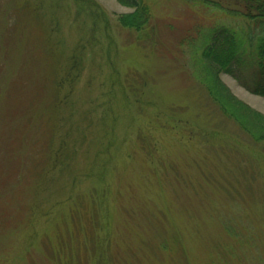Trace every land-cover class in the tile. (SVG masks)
<instances>
[{
	"label": "rangeland",
	"instance_id": "374dc122",
	"mask_svg": "<svg viewBox=\"0 0 264 264\" xmlns=\"http://www.w3.org/2000/svg\"><path fill=\"white\" fill-rule=\"evenodd\" d=\"M149 1L153 28L136 32L116 0H0V264H73L50 242L82 232L65 218L82 202L99 264H264V143L220 112L201 52L213 26L246 23ZM216 79L264 114V97Z\"/></svg>",
	"mask_w": 264,
	"mask_h": 264
},
{
	"label": "trees",
	"instance_id": "16d2710c",
	"mask_svg": "<svg viewBox=\"0 0 264 264\" xmlns=\"http://www.w3.org/2000/svg\"><path fill=\"white\" fill-rule=\"evenodd\" d=\"M116 1L132 9V11L121 13L118 16L117 21L122 27L136 32H142L145 29L150 30L153 28V14L149 0ZM185 1L190 2L192 5L198 4L202 7L209 6L208 8L224 12L231 17H240L243 19L242 22L246 23L244 24L246 28H240V30L222 25L213 26L208 34L205 35L206 41L201 45L202 61L206 64L204 67L206 71L213 77L210 84L208 82V92L214 103L220 107V112L230 115L240 128L254 141L264 143V114L242 104L230 93L226 86H223V84L216 79L217 73L223 71L232 76L250 93L264 97V0H224L225 3H220L221 0ZM151 33L155 34L156 31L153 30ZM196 33H200L198 29L195 30V34ZM190 36L191 34L185 39H191L192 37ZM200 37H203L202 32L200 33ZM247 51H249V54H247ZM245 54L249 55V62L247 64V55L244 56ZM210 60L217 62L219 64V69L211 68L209 62L211 64L212 61ZM246 66L251 68L250 72L247 69H241V67ZM245 72L249 73L243 74ZM124 76L128 78L126 80L125 78L123 79L122 85L125 88L132 86L133 89L135 83L131 80L132 77L130 78L127 74ZM205 78L204 75L203 79ZM61 83L60 81V84ZM129 83L131 85H129ZM133 92L135 91L133 90L132 93ZM65 98L60 101L62 102ZM106 160L108 159L105 158L104 161L106 162ZM99 180L101 179L99 178ZM113 188H115V186L112 185L111 188L108 187L107 191L110 193V189L113 190ZM115 193L118 194V192ZM72 198L71 196L66 201L73 200ZM76 198L77 197H75V199ZM82 198L83 196H79L78 201L81 202ZM89 204L90 202H82L81 211L67 212L68 214L65 216L66 222L68 218L70 219V225L76 224L79 226L77 230L79 229L82 231L80 234L74 232V228L68 230V228L64 226V230L59 229L58 234H56L57 237L54 236L50 242V244L58 242L61 249H66V257L73 261V264H76V255L78 259H80L78 254L80 252L85 253L86 264H99L98 258H101V262L103 263V258L96 256L104 255L103 244L97 243L98 240L94 238L95 232L99 226V222L96 223L94 218L97 210L94 208V203H92L91 206H89ZM92 226L94 231L93 234ZM227 230H234V228ZM239 234H241V232L237 233V235ZM245 240L247 241L249 239ZM54 245L56 244H52V246ZM173 253L174 252L171 251L170 255ZM82 257L84 259V256ZM261 257L264 259V255ZM87 258L90 260L88 263Z\"/></svg>",
	"mask_w": 264,
	"mask_h": 264
}]
</instances>
